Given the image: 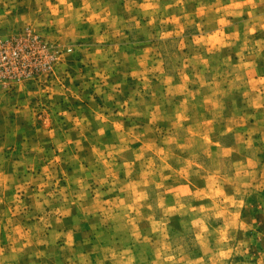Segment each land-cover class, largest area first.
I'll list each match as a JSON object with an SVG mask.
<instances>
[{
	"label": "rangeland",
	"instance_id": "obj_1",
	"mask_svg": "<svg viewBox=\"0 0 264 264\" xmlns=\"http://www.w3.org/2000/svg\"><path fill=\"white\" fill-rule=\"evenodd\" d=\"M0 264H264V0H0Z\"/></svg>",
	"mask_w": 264,
	"mask_h": 264
}]
</instances>
